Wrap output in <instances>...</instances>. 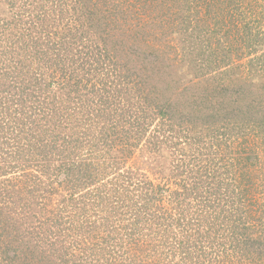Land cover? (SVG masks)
Segmentation results:
<instances>
[{
  "label": "rangeland",
  "instance_id": "1",
  "mask_svg": "<svg viewBox=\"0 0 264 264\" xmlns=\"http://www.w3.org/2000/svg\"><path fill=\"white\" fill-rule=\"evenodd\" d=\"M218 180L234 207L214 200ZM147 184L160 201L146 212L164 216L151 232L176 231L167 214L204 200L221 211L210 228L236 224L243 187L264 203V0H0V264H88L94 241L98 261L124 264ZM104 186L113 225L91 213L94 231L67 230L52 216ZM262 228L230 264L252 250L264 264Z\"/></svg>",
  "mask_w": 264,
  "mask_h": 264
},
{
  "label": "trees",
  "instance_id": "2",
  "mask_svg": "<svg viewBox=\"0 0 264 264\" xmlns=\"http://www.w3.org/2000/svg\"><path fill=\"white\" fill-rule=\"evenodd\" d=\"M112 125L113 127H117L115 126V124ZM114 129L115 128H112L111 130ZM221 181L222 180H218V182L214 183V185L219 188V190L223 188L222 185L224 182ZM109 184L112 185L111 182H109ZM147 185L151 186L150 194H154L152 196L150 195L151 197H149L148 203L145 202L143 205H141V208L145 211L139 210L134 215L133 223L136 222L135 226L137 228L134 230V232L137 235L132 236V232L129 231L125 235L126 239L122 241L124 243L123 246H121L122 244L119 245V247L125 248L124 250H122V253L127 251L126 258H123L124 261H126L124 264H152V261L149 259V256L153 255L149 254V250H147V248L156 251L158 256L162 253V251H164V254L159 256L161 262L164 261V259L170 258L172 259L171 264H186L185 261L191 262V260L195 261L196 259H200V264H230V262H232L233 257H235L236 255L241 258L243 252L247 251L251 247H256L257 241L255 235L251 236L250 231H252V233H257L258 231L262 234V227H264V215L258 216L256 213L259 207L261 213L264 211V203H259V200H257L255 195L250 194L248 192L250 191V189L246 187L241 188L239 190L240 194L236 197L242 210L241 215L237 219L238 222L236 224L225 220L222 222H216L215 224H210L213 226L212 228H210L207 220H214L218 218L220 216L221 211L214 208L213 204L209 200H204L201 205L197 204L191 210H183V212H179L178 217L175 216L174 218L173 213L167 214V223L171 222V219L176 220V231L171 229L165 230V228H160L157 229V232H151L152 230L149 228L151 224L153 223L156 225L158 222L157 218L159 217L160 219H164V216L162 215L163 211L158 212L157 209L156 211L154 210L152 212H146L147 209H149L148 207H151L150 202L152 204H155L156 202L158 203L160 201V198L155 197L156 192H159V187L156 186V188H154L152 187L153 184ZM229 185L232 186L233 183ZM235 187L237 188V186ZM223 189V193L221 194L222 196H219L214 200L217 202V204L227 203L229 201L228 205L234 207V205L236 204V199H230V196L227 195L224 196L226 190L228 191V193H230L232 189L226 187ZM111 197V188H109L108 186H104V188L97 190V192L93 194V197L90 201L94 202L95 200V204L91 203V206L88 207L81 205L80 208L77 209V212H73L69 206H66L67 203H65L63 207H61V209L52 213V216L54 214L53 217H56L54 219L67 223L65 228L67 230H70L71 228L75 230V227H77L80 228V230L94 231L95 227L92 226L95 225H85L87 222V217L89 218L92 215L91 213H94V215H100L101 219L99 217V220L102 225H113V209L109 208L112 206ZM230 206L228 207L229 210L232 209ZM240 207L238 206V208ZM105 212H108V214L111 215L108 216ZM205 218L208 219L205 220ZM241 220H244L243 225L247 228L242 225L243 230L245 231L239 233L236 232V225L241 224ZM73 223H75V225L77 226L73 227ZM227 233H229L231 237L226 239ZM164 234L166 237H169L168 234H170V239L173 240V242L147 244L144 247L146 239L154 235L156 237L159 236L161 241L164 240ZM220 235L223 236V239H219L222 241V244L224 245L223 249L225 250V253H223L224 255L221 257L218 254L216 244L214 243L217 240L216 239L214 241V238H216V236L220 237ZM89 236L93 235L90 233ZM191 238L192 240H190ZM201 241L206 242V244H199ZM99 244L100 243L97 241L92 242V245L89 248L90 252L88 251V264H117V261H115V259L102 262L101 260L98 261L99 255L103 254L104 252V249ZM205 245L208 247H206ZM141 246L143 248L140 250ZM144 248L147 250L146 252H144ZM135 252L139 253V258L138 255L134 254ZM254 257L255 252L252 250V253L249 255L250 264H257V259L255 260ZM134 259H139V262L134 261Z\"/></svg>",
  "mask_w": 264,
  "mask_h": 264
}]
</instances>
